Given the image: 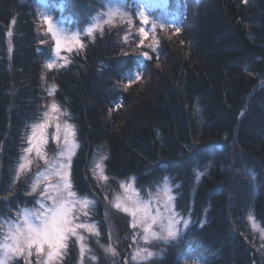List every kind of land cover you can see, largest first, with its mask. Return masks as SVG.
I'll return each mask as SVG.
<instances>
[{
  "label": "trees",
  "instance_id": "obj_1",
  "mask_svg": "<svg viewBox=\"0 0 264 264\" xmlns=\"http://www.w3.org/2000/svg\"><path fill=\"white\" fill-rule=\"evenodd\" d=\"M178 1V34L158 27L136 48L135 34L125 45V27L105 26L103 36L82 37L85 48L68 55L70 64L48 70L54 43L39 12L50 9L83 28L104 0H0V218L31 203L19 183L7 189L26 129L40 119L55 84L53 98L70 111L80 145L73 187L96 200L103 235L104 192L90 165L106 153L110 188L129 177L143 190L163 176L179 185L176 210L190 214L191 225L176 246L158 245L163 254L150 264H264L248 220L252 213L264 229V0ZM153 40L156 52L147 47ZM133 49L152 57L142 69ZM135 71L143 78L125 90V74ZM205 168L197 182L195 171ZM126 218L118 221L124 230ZM77 262L70 242L64 264Z\"/></svg>",
  "mask_w": 264,
  "mask_h": 264
},
{
  "label": "snow or ice",
  "instance_id": "obj_2",
  "mask_svg": "<svg viewBox=\"0 0 264 264\" xmlns=\"http://www.w3.org/2000/svg\"><path fill=\"white\" fill-rule=\"evenodd\" d=\"M244 2L246 3L247 0ZM104 5L106 10H98L96 15L88 18L89 23L86 27L77 28L76 31H69L64 27L63 16L53 21V17L47 12H39V23L46 25L43 31L46 35L50 33L55 41L54 55L45 63L46 69L66 67L72 61L69 56L61 55L62 50H66L69 54L74 52L79 54L85 48L82 36L93 40L96 33L103 36L105 26L111 29L117 20L128 26V31L122 37L127 45L135 23L132 12H135L141 22V26L136 30L138 37L136 48L145 45L149 32L145 30L144 25H148L150 21L144 11L142 0H132L131 3L129 0H104ZM12 23L14 24L15 21L13 20ZM157 27L164 29L165 24L163 22L158 24L156 20L151 21L153 33ZM180 31L181 28L174 27L172 34L176 35ZM7 35L11 37L12 32L9 31ZM158 44V40H153L147 47L156 52ZM8 51L9 53L12 51L10 40ZM133 53L136 66L140 69L144 67V60L152 58L148 51L136 53L133 49ZM123 55L128 57L129 53L124 52ZM157 59H159L158 55ZM46 77L47 73L41 78L46 79ZM125 78L128 80V84L123 85L126 90L143 77L140 71H135L126 73ZM56 89L57 85L52 84L47 92L50 96H54ZM117 107H120V104H117ZM63 117L70 118V114L53 99L45 106L39 121L29 125L30 130L26 129V147L21 150L22 154L7 191L11 194V188L15 183L22 176L32 173L29 177L31 181L29 194H36L37 206L19 209L7 220L0 218V264H13L14 261L16 264H33V261L35 264H64L70 242L78 250L79 264H85L86 258L97 260L95 255H90L91 249L88 244L89 237L95 238L99 243L100 230L97 223L91 219L96 200L89 198L88 194H78L73 187L72 161L80 145L76 126L68 119L62 120ZM49 129H52L51 136ZM50 138L54 141L56 149L51 157L46 151ZM107 159L106 153L94 157L90 165L91 175L104 192V199L108 201L109 206L117 212L126 214L129 219L131 234L128 238L134 245L131 260L136 264H150L159 253L152 251L149 246L159 243L176 246L183 240L191 223L190 214L185 218L176 211V195L173 188L178 189L179 185H173L169 177L163 176L152 186L155 191L143 190L142 187L136 186L135 177H129L118 181L121 191L110 192L107 190L110 188V177L106 174L104 163ZM34 166L35 172L32 171ZM206 171L207 168L204 171L199 169L195 171L197 182ZM142 191L144 195H141ZM109 195L112 196L111 200H108ZM4 199L6 200L7 197ZM105 216L107 217V213ZM248 220L253 230H259L264 238V229L255 223V218L251 214ZM108 237L111 240V231ZM140 241L144 243V247L139 246ZM104 252L117 255L116 248L111 243L104 247ZM124 264H127V261ZM184 264L187 262L185 261Z\"/></svg>",
  "mask_w": 264,
  "mask_h": 264
},
{
  "label": "rangeland",
  "instance_id": "obj_3",
  "mask_svg": "<svg viewBox=\"0 0 264 264\" xmlns=\"http://www.w3.org/2000/svg\"><path fill=\"white\" fill-rule=\"evenodd\" d=\"M129 2L131 3L132 0H129ZM142 3H143L144 11L148 15V19L150 21V23L148 25H144L145 30L148 31L149 34L152 32L151 31V21H153V20H156L158 24L163 22L165 24V27H168V26L171 28L178 27V19L181 17V14L183 15V13H184V7L180 3V1H178V0L177 1H172V0H142ZM60 10H61V8H60ZM104 10H106L105 7H104ZM42 11L47 12L49 15H51L53 17V21L59 20L62 16V15H56L54 12H51L52 10L46 9V8L44 9V7H43ZM129 11H131V10L129 9ZM94 15H96V13ZM132 16H133V19L135 21L134 27L132 28V34L136 35L135 42L137 44L138 43V37L136 34V30L141 26V22H140L139 18L136 16L135 12H132ZM87 25L88 24H86L84 27H86ZM116 25L117 26L121 25V26L125 27L126 30L128 31V29H127L128 26L126 23H123V22L117 20L115 26ZM64 27L66 29H68L69 31H76L77 28H80L78 26H74V27L70 26L66 22L64 24ZM80 29H82V28H80ZM52 41L54 43V45H53V55H54L55 41L53 39H52ZM61 55L62 56H68L69 53H67L66 50H62ZM59 62L60 61H58V63ZM53 99H54L53 96H50L49 103H51ZM62 109H66V108L62 107ZM44 110H45V108H44ZM66 110L70 114V118L69 117H63L62 120L68 119L70 123H73L71 120L70 111L68 109H66ZM38 121L39 120H37L36 122H38ZM33 123H35V122H33ZM51 132H52V129H49L50 136H51ZM24 147H26L25 143H24L23 148ZM46 151L48 152V155L50 157L53 156L56 152V149L54 147V141L51 138L49 139V144L47 146ZM101 154H103V153H101ZM32 171L33 172L36 171L35 166L33 167ZM31 175H32V173H29L26 176H22L21 179L16 182L22 186L23 192H24V195L26 196V198L28 197L31 200V203L28 206H22L19 209H22L25 207L33 208V207L37 206L35 203V201L37 199L36 194H31V195L29 194L30 193V183H31L29 177ZM167 177H169V176H167ZM121 180H125V179H119V180L115 181L116 183L113 184V187L109 188L107 190L110 192L113 190L114 191H121L118 187V181H121ZM152 190L155 191V189H152ZM173 191H174V188H173ZM141 195H144V193L141 192ZM111 199H112V196L109 195L108 200H111ZM177 212H179V211H177ZM106 213H107V217L105 216ZM250 214L253 216L252 213H250ZM181 215L184 216L185 218L189 217V215H183V214H181ZM12 216L2 217V218L4 220H7ZM97 216H98V212L96 210V205H95V208L91 214V219L97 223V226L100 230L99 243H97V240L95 238L89 237L88 244H89V247L91 249L90 255H95L97 257V260L92 261V260H90V258H86L85 264H98V262L100 260L102 261V264H124L125 261H127V264H136L135 261L131 260V255L134 251L133 242L128 238L131 234V230H130V228L128 230L122 229L121 224H119V222H118L119 217L120 218L121 217H127L126 214H124L122 212H117L115 209L111 208L108 204V201L105 200L104 201V210H103V214H102V218L106 224L105 235H103V233L99 227V219L97 218ZM126 219H127V223L129 226L128 217ZM255 223L258 224L256 221H255ZM190 225H191V223H190ZM250 225H251V222H250ZM259 227L261 229H263L260 225H259ZM109 231H111V233H112L111 240H109V237H108ZM253 231L257 234V238L259 240V246L261 247L260 249L264 250V238H262L261 232L259 230H253ZM109 243H111L112 246L114 248H116L117 255L113 256L111 254H106L104 252V247H106ZM160 244H163V243L153 244L149 247L151 248L152 251L159 253V255H161V254H163L162 251L158 250V248H160V246H158V245H160ZM101 245H103L104 247H101ZM139 246L144 247L145 245L142 241H140ZM33 264H35V261H33ZM77 264H79V259H78Z\"/></svg>",
  "mask_w": 264,
  "mask_h": 264
}]
</instances>
